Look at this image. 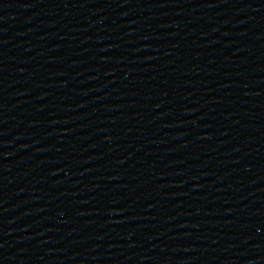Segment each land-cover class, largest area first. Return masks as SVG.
Returning <instances> with one entry per match:
<instances>
[{"label":"water","instance_id":"obj_1","mask_svg":"<svg viewBox=\"0 0 264 264\" xmlns=\"http://www.w3.org/2000/svg\"><path fill=\"white\" fill-rule=\"evenodd\" d=\"M0 264H264V0H0Z\"/></svg>","mask_w":264,"mask_h":264}]
</instances>
